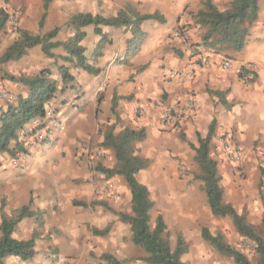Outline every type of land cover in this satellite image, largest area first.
<instances>
[{
	"label": "crops",
	"instance_id": "crops-1",
	"mask_svg": "<svg viewBox=\"0 0 264 264\" xmlns=\"http://www.w3.org/2000/svg\"><path fill=\"white\" fill-rule=\"evenodd\" d=\"M204 1L49 0L45 7V0H0V10L8 15L0 31V56L16 41L18 30L43 36L57 29L52 42H67L75 33L67 23L78 14L113 18L125 11L129 17L136 13L157 14L162 18V22L146 20L140 24L143 38L134 54L130 52L134 38L131 28L84 27L81 46L88 64L100 70L97 75L64 63L62 46L51 50L52 58L45 56L40 46H34L19 60L0 65V89L10 96L8 101L0 99L3 110L6 102L28 95L25 87L9 81L5 75L33 76L48 69L50 78L58 84V91L48 104L54 111L48 141L40 145L32 141L15 157L0 153V224L2 215L10 218L24 206H29L31 212L41 213L43 219L39 229L35 216L22 219L13 229L12 237L16 240H27L34 230H39L33 257L22 261L10 256L4 264H98L96 255L102 254H109L122 264L126 261L144 264L138 260L144 251L133 243L130 225L104 207L96 206V199H103L105 195L97 190L95 164L98 159L94 161L93 156L99 149L94 151L92 144H101L109 127L115 133L126 128L143 129L145 139L166 144L172 154L184 160L194 156L191 146L197 147L198 139L205 138L212 128L209 150L217 162L218 173H222L226 162L219 138H228L243 152L239 164L246 163L250 171L257 166L262 173L255 186L259 190L256 188L250 193L252 200L243 202L242 206L247 204L250 211L260 212L264 227V0L258 1L257 18L248 27V41L239 52H215L200 45L206 29L196 23L195 15ZM210 2L224 11L230 8L231 0ZM175 32L184 35L188 45ZM102 36L105 37L102 54L93 60ZM190 47L204 55L208 64L197 68L189 56ZM225 61L229 64L227 69L222 68ZM62 65L68 67L73 78L65 86L59 72ZM141 67L144 68L139 70ZM238 69L252 72L253 80L246 82L236 73ZM171 73L176 75L170 77ZM215 93L220 94L225 104ZM189 99L197 103L193 113L174 128H162L158 122L160 111L182 106ZM138 106L147 108L143 116L135 115L134 109ZM56 112L61 113L59 121L55 119ZM29 125L30 122L24 127ZM17 139L10 142V149ZM143 141L130 143L134 155L142 157L137 147ZM31 149L34 153L28 156ZM251 151L253 157L247 158ZM14 160L20 161L14 165ZM124 196L128 198V206H123L115 196L106 197L110 200L109 207L116 212H129L131 195ZM234 209L241 213L235 205ZM106 227H109L106 239L94 234V230Z\"/></svg>",
	"mask_w": 264,
	"mask_h": 264
},
{
	"label": "trees",
	"instance_id": "trees-1",
	"mask_svg": "<svg viewBox=\"0 0 264 264\" xmlns=\"http://www.w3.org/2000/svg\"><path fill=\"white\" fill-rule=\"evenodd\" d=\"M259 0H231L230 8L224 11L218 10L210 0H205L202 8L196 13V23L201 28H205V33L201 37L200 45L208 50L219 51H241L248 41V27L256 20ZM49 0H45L47 7ZM129 17L125 11L120 12L113 18H102L91 14H78L69 19L67 26L74 29L75 33L65 43H54L57 29L43 36H32L26 31L18 30V38L0 56V65L19 60L28 49L40 46L42 53L52 58L51 50L62 46L65 56L61 60L83 71L97 75L100 70L90 64L84 56V49L81 42L85 38L82 29L89 25L126 27L131 28L133 40L130 42V52L134 54L139 46L142 33L139 26L146 20H157L162 22V18L157 14L138 15ZM8 15L0 10V31L4 28ZM43 19L40 22L42 24ZM97 33H100L97 30ZM105 37L102 36L92 55L93 60L102 54ZM141 67L139 70H142ZM68 67H59L63 86L73 80L68 72ZM246 71H243V73ZM48 69L42 70L33 76L20 75L18 77L5 75L14 83L20 84L28 91L26 97H18L14 102H6L4 110L0 109V153L7 152L11 157L25 150V139H17V132L32 119L38 118L42 123L51 122L52 119L45 118L46 107L54 98L58 91V84L50 78ZM242 77L243 74H240ZM64 88V87H63ZM62 88V89H63ZM219 101L223 104L220 94L215 93ZM212 128L205 138L198 139L197 147L191 146L194 151V160L199 167V179L204 185L206 201L212 215L220 218L228 217L232 221L237 234L252 243V251L256 257L255 264H264V233L259 235L254 227L246 221L244 214H237L230 204L223 200V190L220 185L221 177L218 173L217 162L210 155V139ZM145 131L124 129L120 133H115L113 127L106 129L100 147L112 150L115 166L112 169L98 167L107 178L121 176L130 191L131 208L130 214L120 215V221L130 225L132 241L135 245L142 247L145 256L141 259L144 264H183L181 257L187 251V247L182 238H178L174 249L164 240L165 223L161 215L155 220L153 229L149 226L150 211L153 202L150 199L147 187L138 182L136 175L147 168L148 162L138 155H134L130 149L131 142H140L145 139ZM13 149L9 148L10 142L16 140ZM182 140L185 141L182 136ZM48 141L46 139L44 142ZM80 205L85 206L84 203ZM4 204L2 202L1 208ZM35 216L37 218L38 229L43 225L41 213H34L29 210V206H24L15 210L11 217L2 215L0 224V264H4L7 257L15 256L22 261L33 257L35 251V241L39 236V230H34L32 236L27 240H16L12 237L16 224L24 218ZM109 232V227L102 230H94V234L104 236ZM201 238L213 247L220 255L231 258L235 264H252L248 257L240 250L227 245L221 234H211L206 228L201 230ZM103 263L100 264H120L109 254L100 257Z\"/></svg>",
	"mask_w": 264,
	"mask_h": 264
},
{
	"label": "rangeland",
	"instance_id": "rangeland-1",
	"mask_svg": "<svg viewBox=\"0 0 264 264\" xmlns=\"http://www.w3.org/2000/svg\"><path fill=\"white\" fill-rule=\"evenodd\" d=\"M60 117L61 113L56 112V121H59ZM158 122L161 125L159 116ZM53 132L55 135L56 129ZM153 140V138H146L137 147L142 153V157L146 158L149 163L147 169L145 168L136 175L138 182L147 187L153 202V208L150 211V228L153 229L156 218L161 215L165 223L163 238L171 249L175 248L179 237L182 238L187 247V253L182 255L183 258L181 257L183 264H235L231 258L220 255L201 238L203 228H206L213 235L221 234L227 244L242 251L250 262L255 264L256 257L252 251V243L241 238L235 232L230 218L216 217L210 212L206 202L204 185L199 179V167L194 156L191 158L187 156L184 160V158L172 154V150L167 148L166 144L163 145ZM92 147L94 151L96 148L104 151L98 150L97 154L95 151V156H93L94 161L98 159L95 164L96 177L99 180L97 190L101 195H105L103 199H96V206L104 207L107 211L114 213L117 218L123 214H130V210L129 212L114 211L109 207L110 200L107 201L111 197L118 196L117 198L120 202L122 201L123 206H128V198L125 199L124 194L129 193L130 195V191L125 180L121 176L107 178L105 174L97 170L98 167L112 169L115 166L113 152L101 148L98 143L92 144ZM221 152L226 161L222 173H219L224 202L233 208L234 205L237 206V212L241 210V213L237 214H244L246 221L254 227L255 231L259 235H263L264 227L261 224L260 212L258 213L255 209L250 211L247 204L242 206L243 202L252 200L249 194L256 190L257 187L255 188V186H258L257 182L262 173L257 166L255 170L250 171L246 163L241 166L239 163L229 162L222 149ZM33 153L34 150L32 149L27 152L28 156L33 155ZM252 153L253 151L248 153L247 158H252L253 155H250ZM109 185L113 187L109 189ZM107 235L108 233L104 236H96L100 239H106ZM102 255H96V260L99 263H103L100 260ZM144 256L145 253L138 260L142 261ZM124 263L131 264L129 261Z\"/></svg>",
	"mask_w": 264,
	"mask_h": 264
},
{
	"label": "built area",
	"instance_id": "built-area-1",
	"mask_svg": "<svg viewBox=\"0 0 264 264\" xmlns=\"http://www.w3.org/2000/svg\"><path fill=\"white\" fill-rule=\"evenodd\" d=\"M175 36L180 38L183 44L188 45V40L184 35H181L179 32H175ZM189 56L195 60V63L197 64V68H201L204 65L208 64V61L206 57L200 53L197 52L194 48H189ZM229 67V64L227 61H225L222 64L223 69H227ZM242 69H238L236 71L237 74H243V79L247 82L253 80L254 74L252 72H244ZM176 74L171 73L170 77H174ZM0 99H3L5 101H8L10 99V96L8 93L4 92L0 89ZM197 103L194 99H189L185 102L182 106H176L171 109H165L160 111L159 113V120L161 123L162 128H174L176 127L181 121L185 119V117L191 115L193 111L196 109ZM147 111V108L145 106H138L134 109V113L136 116H143ZM54 115V111L50 107H46L45 111V118L46 119H52V116ZM30 122L29 127L25 128L23 127L18 131V139H25L27 141L25 145L30 144L32 141L36 145L43 144L46 139L49 138V135L51 134V127L49 122L48 123H42L40 119L35 118L32 119ZM219 144L221 145V149L226 157V159L229 162L232 163H240L243 159V152L241 148L231 142L228 138L221 137L219 138ZM20 156L22 158L25 157L24 153H20ZM21 159V158H20ZM20 160H14L13 164L17 165ZM113 186L109 185L108 188L111 189Z\"/></svg>",
	"mask_w": 264,
	"mask_h": 264
}]
</instances>
